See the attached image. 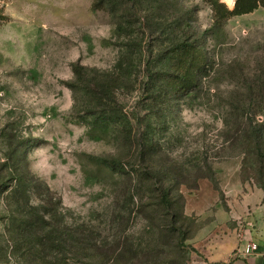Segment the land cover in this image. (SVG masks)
<instances>
[{"label": "rangeland", "instance_id": "1", "mask_svg": "<svg viewBox=\"0 0 264 264\" xmlns=\"http://www.w3.org/2000/svg\"><path fill=\"white\" fill-rule=\"evenodd\" d=\"M236 1L0 0V178L8 185L18 175L38 180L31 195L26 181L8 199L9 187L0 193V264L53 259L23 262L5 246L11 231L41 210L44 185L59 198L75 239L84 234L92 244L81 258L67 254L69 264H105L97 252L123 236L146 254L113 264L205 262L202 252L222 233L227 202L259 188L242 179L240 157L217 148L228 95L247 88L244 79L254 80L264 65V0L211 30L216 9L225 15ZM186 42L214 62L199 96L176 102L148 73L166 75L172 52ZM113 112L112 122H98ZM255 119L264 122V108ZM147 138L158 144L152 163L163 172L182 169L192 181L199 163L206 173L195 188L178 185L183 239L156 223L147 229L123 194L128 177L107 165L115 157L144 167L138 150Z\"/></svg>", "mask_w": 264, "mask_h": 264}, {"label": "trees", "instance_id": "2", "mask_svg": "<svg viewBox=\"0 0 264 264\" xmlns=\"http://www.w3.org/2000/svg\"><path fill=\"white\" fill-rule=\"evenodd\" d=\"M246 1L250 7L245 10L239 7V0L235 2V9L226 11L225 15L218 14V9H216L217 14H215L211 30L213 32L219 30L231 15L251 11L255 5L252 0ZM172 54L171 60H168L167 74L162 76L159 73H148L149 77L162 82L161 94L172 101L179 102L197 98L206 77L210 75L214 61H211L205 48L190 42L180 44ZM244 80L247 88L231 92L225 101L221 113V142L217 148H219L218 152H225L228 149L230 153L240 157L242 179L251 181L264 190V122L259 123L255 119L257 113L264 108V65L261 66L254 80L247 78ZM106 114L99 117L98 122L109 124L118 112ZM157 149L158 144L154 143L151 138L142 140L138 150V159L146 165L139 167L138 170L129 164L120 163L115 157L109 159L107 165L128 177L132 188L124 187L123 194L133 203L136 208L135 212L143 216L147 229L156 223L157 228L164 227L165 234L168 236L176 235L177 238L183 239L184 196L178 185L185 184L188 188H195L197 179L205 177L206 173L198 165L199 163H196L192 181H188L190 177L182 173V169L177 172L178 170L171 167V171L163 172L160 167L152 163ZM149 163L152 164L149 165ZM203 167L213 174L211 165L206 159ZM165 174L168 176H162ZM131 176L136 177L134 184H131ZM1 179L0 193L9 187V193L5 199L10 198L12 190L25 181L28 186L27 192L30 194L32 190H35L34 182H38L33 178L22 182L19 175L13 178V183L10 185ZM175 181L177 183L173 184L172 182ZM40 200L41 210H33L27 226L26 224L17 225L5 240V246L11 249V255L20 256L23 262H27V259L34 255L52 256L53 259L47 260L46 264H69L67 254L83 257L87 247L92 244L84 234L78 236L79 240L75 239L74 229L65 225L59 198H56L44 185L43 191H40ZM71 247L77 248L70 250ZM145 251L144 248L137 251L131 240L123 236V238L119 237L111 247L101 249L97 253L103 257L102 262L113 264L120 261L128 262L136 256L144 258Z\"/></svg>", "mask_w": 264, "mask_h": 264}, {"label": "crops", "instance_id": "3", "mask_svg": "<svg viewBox=\"0 0 264 264\" xmlns=\"http://www.w3.org/2000/svg\"><path fill=\"white\" fill-rule=\"evenodd\" d=\"M227 206L229 214L220 226L222 233L206 245L201 255L206 262L198 264H264L263 189L244 191L231 198ZM248 241L257 244L258 253L247 256L239 253Z\"/></svg>", "mask_w": 264, "mask_h": 264}, {"label": "built area", "instance_id": "4", "mask_svg": "<svg viewBox=\"0 0 264 264\" xmlns=\"http://www.w3.org/2000/svg\"><path fill=\"white\" fill-rule=\"evenodd\" d=\"M263 220H264V216H263ZM240 254L242 255H250V254H254V253H258L257 251V244L255 242L252 241H248L245 246L239 251ZM206 262V261H205ZM204 261L200 262V261H195L194 263L198 264V263H205Z\"/></svg>", "mask_w": 264, "mask_h": 264}]
</instances>
